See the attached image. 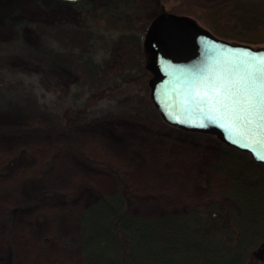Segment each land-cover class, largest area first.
Segmentation results:
<instances>
[{
    "label": "rangeland",
    "instance_id": "rangeland-1",
    "mask_svg": "<svg viewBox=\"0 0 264 264\" xmlns=\"http://www.w3.org/2000/svg\"><path fill=\"white\" fill-rule=\"evenodd\" d=\"M175 1L0 0V134L5 138L16 127L49 124L63 130L65 110L84 108L95 93L98 100L86 107L85 118H97L98 126L76 127L73 137L88 143L96 158L117 162L120 180L132 196L127 201L132 213L160 216L225 190V180L205 166L215 158L216 136L164 127V136L157 138L132 126V112L144 120L142 125L147 120L157 129L162 126L155 109L144 104L135 79L142 75L141 46L149 19ZM170 138L187 140L189 154H168ZM73 162L60 159L46 174L25 176L15 183L18 187L0 192L3 210L47 189L67 194L17 212L10 240L12 257L21 264H81L73 247L76 218L99 193L117 188L100 171L103 167L76 154ZM40 212L46 218H39ZM3 227L0 217V231ZM43 237L50 240L30 247ZM7 254L0 235V264H6ZM257 263L253 257L251 264Z\"/></svg>",
    "mask_w": 264,
    "mask_h": 264
},
{
    "label": "trees",
    "instance_id": "trees-1",
    "mask_svg": "<svg viewBox=\"0 0 264 264\" xmlns=\"http://www.w3.org/2000/svg\"><path fill=\"white\" fill-rule=\"evenodd\" d=\"M167 10L194 18L219 38L264 45V0H176ZM141 52L142 75L134 79L141 87L144 104L155 109L162 126L157 129L156 124L147 120L142 125L144 120L133 112L132 126L137 130L145 129L157 138H162L164 127L171 132L187 131L166 123L153 105L148 84L151 73L145 67L147 55L143 46ZM97 100L93 93L88 96L84 108L76 112L65 110L60 119L63 130L49 124L44 128L16 127L5 138L0 134V192L18 187L15 183L25 176L46 174L60 159L74 164L76 154L94 166L103 167L100 171L106 173L117 188L111 193H99L76 218L73 247L81 264H251L253 257L258 260L257 264H264L263 162L219 140L214 160L206 162L205 166L225 180V190L193 205H178L176 212L140 216L132 213L128 206L127 201L132 196L120 180L117 162L105 156L96 158L88 143H80L73 137L76 127L91 130L98 126L97 118H85L86 107ZM171 138L165 145L168 154L187 156L189 142L179 140L175 143ZM66 196L62 189H47L29 201L11 205L6 210L0 208L4 222L0 235L8 249L6 264H21L12 257L10 240L17 212L29 204H44L48 198ZM38 217L46 218L44 212ZM49 240L43 237L39 242H32L30 247L39 248L40 242ZM51 264L62 263L54 260Z\"/></svg>",
    "mask_w": 264,
    "mask_h": 264
},
{
    "label": "water",
    "instance_id": "water-1",
    "mask_svg": "<svg viewBox=\"0 0 264 264\" xmlns=\"http://www.w3.org/2000/svg\"><path fill=\"white\" fill-rule=\"evenodd\" d=\"M142 42L145 67L151 73L150 99L166 123L213 134L264 163L258 158L264 155V134L256 130L255 123L242 127L241 122L223 118L221 112L210 110L212 100L203 95L209 91L210 96L220 99L222 94L217 96L208 86L220 83L230 72L254 71L249 57L264 56V45L219 38L194 18L168 10L152 19Z\"/></svg>",
    "mask_w": 264,
    "mask_h": 264
},
{
    "label": "snow or ice",
    "instance_id": "snow-or-ice-1",
    "mask_svg": "<svg viewBox=\"0 0 264 264\" xmlns=\"http://www.w3.org/2000/svg\"><path fill=\"white\" fill-rule=\"evenodd\" d=\"M243 55L248 56V53ZM249 60L253 61L251 67L254 71L230 72L220 83L208 86L217 96L222 94L220 99L210 96L209 91L203 95L212 100L211 111L221 112L223 118L241 122L242 127L255 123L256 130L264 134V56L249 57ZM258 158L264 160V155Z\"/></svg>",
    "mask_w": 264,
    "mask_h": 264
},
{
    "label": "flooded vegetation",
    "instance_id": "flooded-vegetation-1",
    "mask_svg": "<svg viewBox=\"0 0 264 264\" xmlns=\"http://www.w3.org/2000/svg\"><path fill=\"white\" fill-rule=\"evenodd\" d=\"M81 0H79V1H76V2H73V3H79Z\"/></svg>",
    "mask_w": 264,
    "mask_h": 264
}]
</instances>
